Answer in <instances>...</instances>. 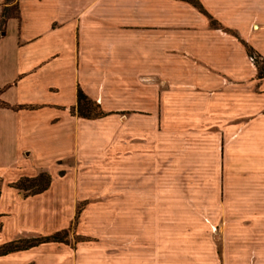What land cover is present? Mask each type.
Segmentation results:
<instances>
[{"label":"crops","instance_id":"1","mask_svg":"<svg viewBox=\"0 0 264 264\" xmlns=\"http://www.w3.org/2000/svg\"><path fill=\"white\" fill-rule=\"evenodd\" d=\"M196 1L17 0L3 19L12 1L0 0V160L68 147L38 193L18 197L10 184L39 167L0 176L2 232L65 227L71 156L99 161L113 132L120 167L114 248L45 241L0 264H264V77L245 50L264 57V0ZM77 88L105 114L71 113ZM215 227L227 231L222 254L182 249L209 244Z\"/></svg>","mask_w":264,"mask_h":264},{"label":"rangeland","instance_id":"2","mask_svg":"<svg viewBox=\"0 0 264 264\" xmlns=\"http://www.w3.org/2000/svg\"><path fill=\"white\" fill-rule=\"evenodd\" d=\"M246 59L248 65L253 68V71L255 69L256 72L255 62L257 61L260 63L262 60L264 63V57L261 55V52L259 53L254 49L250 54L246 55ZM108 124L114 127V121H108ZM109 139H111L112 144L101 147V153L98 154V159L100 158L99 161H97L95 154V157H93V154L91 156V163H85L86 161L82 162L81 159L79 160L75 156H71V176L75 183L72 189L73 196H71V217L69 218V223H67L65 227L46 233L50 234L59 231L65 236V239L62 240V242L71 244V247L77 246V244L82 241L106 240L109 242V246L114 248L116 216L114 208L116 198L115 193L117 186L120 184V182H118L119 179L116 177V173L120 167L119 164L116 163L117 152L114 144V132L109 135ZM67 149V146L51 147L46 144H37L31 149L26 160L19 163V165H11L12 162H6V160L2 158L0 160V176L3 177V180L6 178L12 179L16 177L20 171L33 172L36 171L38 167L40 168L39 170L43 169L51 173V170H53L55 165L53 157L58 153L66 152ZM93 158L95 159V162L93 161ZM163 165L164 163H161L157 169L162 170ZM3 180L1 182V187L4 185ZM89 181H91V183ZM137 181L138 180H136V182ZM80 184H84V186L90 188H86ZM55 186L57 188H62L64 185L59 183L55 178ZM15 189L18 197H23L25 195V190L19 188ZM3 201H5L6 204L9 202L6 193L1 196L0 203L2 204ZM8 220L9 218L5 217V215L0 216V243L15 237L43 235V233H40L39 231L30 230L24 227L21 230L19 229V231L13 234V236H6L8 234L2 232L1 229L3 222ZM198 229L199 228L195 227L190 228L192 232H197L202 235L200 229ZM199 234H197V238L193 237V239H199ZM205 234L206 236H204L203 241L208 240L209 244H206L205 242L201 243V240H198L200 243H198V241L197 243L192 241L183 244L182 249L200 251L202 245H205L206 250L209 249L211 245L212 249H214L218 255L222 254V249L226 243H223L221 238L219 241V237L220 235H224L222 238H225L226 240L225 235H227V231L224 227L211 228L210 231H207ZM178 245L180 246V244L176 245L173 243V249H179L177 248L179 247ZM198 261L201 262L203 260ZM207 261V259H204L205 263Z\"/></svg>","mask_w":264,"mask_h":264},{"label":"trees","instance_id":"3","mask_svg":"<svg viewBox=\"0 0 264 264\" xmlns=\"http://www.w3.org/2000/svg\"><path fill=\"white\" fill-rule=\"evenodd\" d=\"M11 1L12 3L10 5L3 7V19L4 17L9 15L17 16V0ZM189 1H191L193 4H197L196 0ZM245 50L247 54H250L253 49L247 44H245ZM255 67L257 70V76L264 77V63L262 62V60L260 63L256 61ZM1 104L3 103L0 101V105ZM70 111L71 113L76 114L77 116L86 118L98 117L105 114V112L102 111L99 107V104L95 100L87 96L80 88L76 89V102L74 105L71 106ZM49 181V173L47 171L41 170L32 176H21L15 181L11 182L10 185L15 188L25 190V194H35L45 189ZM64 237V234L60 233L59 231L44 235L15 237L0 243V255L15 250L25 249L45 241H62L65 239Z\"/></svg>","mask_w":264,"mask_h":264}]
</instances>
